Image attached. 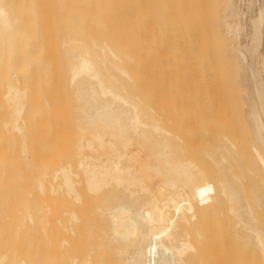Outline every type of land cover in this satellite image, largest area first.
<instances>
[{
  "label": "bare ground",
  "instance_id": "1",
  "mask_svg": "<svg viewBox=\"0 0 264 264\" xmlns=\"http://www.w3.org/2000/svg\"><path fill=\"white\" fill-rule=\"evenodd\" d=\"M10 1L0 0V70L6 83L3 98L8 108L2 125L10 134L19 135L20 151L26 159L29 156L22 116L27 89L16 81L18 73L35 61L33 59L29 63L26 52L21 57V51V55L14 57L24 41L22 38L19 40L23 28L16 20L13 6L9 7ZM233 2L224 1L222 8L217 7L221 11L217 10L218 17L213 19L212 10L217 8H214L212 0V4L209 0H151L153 11L160 8L157 12H160L168 47L171 43L172 48L183 55L179 82L181 125L177 147L153 117L145 113L144 117L141 107L126 95V88L116 84V73L127 78L129 73L120 67L122 62L118 66L110 61L106 51L114 57L117 53L109 49L111 44L99 47L100 55L94 42L91 47L86 44L72 46L73 39H63L67 75L75 103L77 164L85 175V189L93 195L102 193L99 195L102 199L100 201V197H96L100 202L96 206L93 203L95 208L92 211L79 212L75 203L80 202L81 195L75 187L78 183L72 179L78 176L73 174L71 177L70 167L57 168L52 175L53 179L59 178V182L57 189L50 185L52 194L55 190H63L67 194L66 200L74 206L67 203L71 208L56 212L59 208L54 207L55 212L52 211L49 257L43 258V254L40 258L26 257L20 249L36 248L39 239L30 237L28 227L25 226L26 231L16 227L10 231L11 237L6 240V245L3 243L6 247L3 246L5 251L0 252V264H194L193 257L195 264H264V0L256 1L258 6L254 5L257 10L251 19V27L255 40H252L250 49L254 63L250 75L247 74L252 86L247 100L248 118L257 142L251 144L250 150L259 170L261 188L247 183L245 169L237 162L225 140L216 144L214 149L213 145L206 143V134L202 131L208 93L199 82L200 64L203 62L200 52L207 48L224 49L226 41L222 35L232 41L239 38L240 25L238 18L235 20L236 2ZM105 16L103 14L102 17ZM234 50H237L234 60L246 63L242 50ZM107 64L110 69L106 68ZM189 65L191 72L188 71ZM147 116L151 123L146 122ZM42 178L38 177L35 182L40 193L46 187ZM25 214L31 221L32 214ZM177 224L181 230L177 229ZM46 228L41 227V232ZM187 228L194 231V245L191 243L193 240L189 241L192 234L186 231ZM24 233H28L30 238L28 235L29 239L21 238ZM7 236L6 229L5 238ZM41 243L44 244L36 245L40 247ZM192 253L193 261L187 259Z\"/></svg>",
  "mask_w": 264,
  "mask_h": 264
},
{
  "label": "rangeland",
  "instance_id": "2",
  "mask_svg": "<svg viewBox=\"0 0 264 264\" xmlns=\"http://www.w3.org/2000/svg\"><path fill=\"white\" fill-rule=\"evenodd\" d=\"M11 1L9 2V7L13 6L14 11H16L15 15H17L16 20L19 21L20 28H23L21 30L22 33L20 32L22 35L20 34L19 40L22 38L24 41L21 44L23 48H20L19 45L20 50L18 52L17 50L15 51L14 57L23 53L22 55L20 54L22 57L24 52H26L28 54L27 56L25 53L26 58L28 57V61L30 59L29 63L33 59L35 62H32L31 65L37 64L36 61L39 62L41 60L45 71L42 69L38 70L41 76L37 80L38 83H35L36 93L30 87L32 86L30 76L33 74L34 65H26L25 71L19 72L20 74L18 73L17 76L18 80L16 82L26 87L29 93L27 101L30 104V111L26 117L28 126L26 144L29 157L25 159L20 151L21 142L19 136L10 134L2 126V122L8 115V108L3 98L6 83L2 80L3 74L0 70V241L5 240L2 243L0 242V246L4 242L6 245V240H10V231L14 228H21L23 231L28 227L30 232H27L30 233V237L32 239L35 237L34 239H39L37 240V242L39 241L38 243L43 242L44 244H40L42 248L38 247V243H36L38 246L35 244L36 248H26L24 245L21 247L26 249H20V251L24 252L26 257L37 256V258H40L43 256V258H48L51 252L49 242L51 241L50 226H52L53 212H55L56 207L59 208L56 212H62V210H67L69 209L68 207L74 206L73 203L66 200L67 194L63 190H55L56 192L54 191V194H52L53 191L50 185L56 186L54 189H57V183L59 182V178L53 179V171L62 166L70 167V175L73 172L71 177L73 174L78 176H73L72 179H75V183H78L75 184V187L78 188L77 191L81 195L78 203L81 205L75 203V207L79 212L81 210L86 213L90 212V210L92 211L95 208L93 205L95 204L96 206L102 199L100 197L102 193L93 195L89 194L88 189H85L86 186L83 184L85 183V175L77 164L79 159L75 146L77 133H75L76 130H73L76 116L74 111L75 103L67 75V63L62 45L63 39L71 38L76 41L70 43L72 46L86 44L87 47H91L92 42H94L98 46L97 54L99 53L100 55L99 47L112 45L109 49L113 53L114 51L115 53L117 52V57L116 55L115 57L111 56L107 50L110 61L118 66L122 62L120 67L127 69L129 73V78L116 73L115 79H118L116 84L122 85L124 89L126 88L125 91L121 87L126 92V95L128 94L127 96L132 99L131 101L136 102L141 107L139 108L140 110L142 109L141 112L144 117L145 114L151 118L153 117L152 119H155L165 129V135L175 147L179 144L181 125L179 82L183 55L176 48H172L171 43L168 47L169 42L162 28L160 12H157L160 11V8L156 7L154 12L151 0H113V2H110V0H106L107 2L103 0H18L17 3L15 0V2ZM224 1L226 0H221L220 2L212 0L214 8H222ZM252 1L235 0L237 6L235 5L236 7L234 6V8H236V15L239 16L235 15V20L237 21L238 18V24L240 25L238 29L240 32H238L239 38L237 37L236 41H232L229 37L225 38L223 37L225 35H222V38L226 41L224 49L218 51L207 48L201 51L203 53L200 52L203 56L200 54L199 56H202L201 61L203 62L200 64L201 76H199V82L208 93L205 99L207 101L206 109L204 110L205 115L202 120V131L206 134V143H210L215 149L216 144L225 140L235 155L237 162L245 169L248 176L247 183H252L261 188L259 170L250 150L251 144H257V142L253 136L247 110V100L252 93L249 72L254 63V60L251 59L253 58L251 50L253 47L252 40L254 39L251 19L255 17L256 6H258V2H256L258 0H255L254 4H252ZM209 2L211 3V0ZM105 7H108V11L110 10V13L105 11L109 15L104 13V10H107ZM220 8L212 10L213 19L215 16V19L218 17L221 12L218 10ZM23 10L24 12L26 11L25 14L27 15L23 13ZM217 10L220 12L216 14ZM21 14L24 17L20 16ZM103 14L104 16L106 15L105 18L102 17ZM215 28L219 29L216 26ZM219 34L222 33L219 32ZM78 40L81 44L77 43ZM70 44L68 46L72 47ZM21 49L24 51L22 52ZM234 49L242 50L246 63L234 60V56L237 53V50ZM28 51L31 52L28 53ZM119 51L123 55H120ZM29 54L32 59L29 58ZM18 57L21 58L20 56ZM246 57L247 59L249 57V59L247 60ZM188 61H190V58H188ZM108 67H110L109 64L106 65V68ZM188 71L191 72L190 65L188 66ZM248 73L249 75H247ZM247 78L249 80H246ZM54 89L59 90V93H54L53 95L51 91ZM148 116V120L145 119L146 117H143V119L151 123L152 120L150 121ZM38 177H43L44 186L46 185L45 192L40 193L35 188V182ZM51 179L52 181H50ZM51 195H54V197ZM81 200H83V203H81ZM67 203L71 205L68 206ZM26 210L32 214L31 221L25 217ZM41 217L45 219H43L44 222H41ZM22 219L23 221H21ZM40 222L41 225L39 224ZM44 223L46 226H44ZM177 226V229H182L178 224ZM41 227L47 228L41 232ZM6 229L8 238H5ZM1 231L3 235H1ZM186 231L189 233L191 231L190 235L192 234V236L188 238L190 242L193 240L191 243L194 245V231L191 228L190 230L187 228ZM28 233H24L25 236L23 234L20 237L29 239ZM5 245L3 244L0 248L1 253L5 251ZM3 246L5 247L3 248ZM38 251L43 253H38ZM190 251L193 252L192 250ZM193 256L192 253L190 259H187L191 260ZM193 259L195 264V257Z\"/></svg>",
  "mask_w": 264,
  "mask_h": 264
},
{
  "label": "crops",
  "instance_id": "3",
  "mask_svg": "<svg viewBox=\"0 0 264 264\" xmlns=\"http://www.w3.org/2000/svg\"><path fill=\"white\" fill-rule=\"evenodd\" d=\"M41 62V63H40ZM42 62L43 61H41V60H39V62H37V64H32V65H34V68H33V74L30 76V78H31V80H32V82H31V84H32V86H30L31 87V89H33L34 90V92L36 93V91H37V88H36V86H35V83H38V79H40V74H39V72H38V70L39 69H42L43 71H45V69L43 68V64H42ZM31 65V66H32ZM35 72V73H34ZM17 84H19L18 82H17ZM20 85V84H19ZM23 87V86H22ZM25 89H27L26 87H25ZM28 93V89L26 90V100H28V97H29V93ZM51 93L54 95V93H59V90H57V89H54V90H52L51 91ZM25 100V108H24V112H23V116L22 117H24L23 118V121H22V123L23 122H25V123H23V126L25 127L24 128V141H25V144L27 143L26 142V138H27V135H28V128H26V127H28L27 126V123H26V117H27V115H28V112L30 111L29 109V106H30V104L29 103H27L28 101H26ZM27 103V104H26ZM26 109V110H25ZM25 113V114H24ZM7 118V117H6ZM25 119V120H24ZM3 126V125H2ZM4 128V127H3ZM5 129V128H4ZM6 130V129H5ZM74 131H75V128L73 129ZM26 132H27V135L25 136V134H26ZM76 133V132H75ZM18 135V134H17ZM19 136V135H18ZM20 138V137H19ZM20 142H21V140H20ZM27 146V145H26ZM27 148H28V146H27ZM28 150V149H27ZM27 153H28V151H27Z\"/></svg>",
  "mask_w": 264,
  "mask_h": 264
}]
</instances>
